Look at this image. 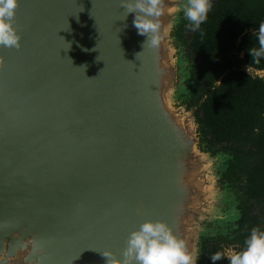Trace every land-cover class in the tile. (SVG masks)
Here are the masks:
<instances>
[{
  "label": "water",
  "instance_id": "obj_1",
  "mask_svg": "<svg viewBox=\"0 0 264 264\" xmlns=\"http://www.w3.org/2000/svg\"><path fill=\"white\" fill-rule=\"evenodd\" d=\"M186 2L162 0L144 49L120 0H19L22 47H0V264H106L145 220L196 264L199 239L239 219L236 201L234 220L213 215L228 157L201 152L193 111L174 108Z\"/></svg>",
  "mask_w": 264,
  "mask_h": 264
},
{
  "label": "trees",
  "instance_id": "obj_2",
  "mask_svg": "<svg viewBox=\"0 0 264 264\" xmlns=\"http://www.w3.org/2000/svg\"><path fill=\"white\" fill-rule=\"evenodd\" d=\"M207 20L197 31L181 14L171 36L188 63L186 111L198 124V148L211 157L227 156L218 181L237 202L240 217L226 224V233L201 237L196 264H229L228 252H238L252 228L264 230V57L256 34L264 22V0H212Z\"/></svg>",
  "mask_w": 264,
  "mask_h": 264
},
{
  "label": "clouds",
  "instance_id": "obj_3",
  "mask_svg": "<svg viewBox=\"0 0 264 264\" xmlns=\"http://www.w3.org/2000/svg\"><path fill=\"white\" fill-rule=\"evenodd\" d=\"M18 6L19 0H0V47H22V36L15 26ZM212 6V0H187L182 12L192 31L200 29ZM120 7L123 9L124 19L130 13L135 14L133 27L137 29L138 35L147 37L143 48L157 47L160 42L159 17L164 9L162 0H120ZM256 40L258 48L249 50V53L257 58L264 57V22L259 25ZM2 62L3 58H0V63ZM102 255L107 258L106 264H193L185 240L177 237L172 228L161 220H145L131 231L119 256L108 251ZM221 258L220 252L210 256L212 264H216ZM227 258L229 264H264V230L252 228L243 250L233 252Z\"/></svg>",
  "mask_w": 264,
  "mask_h": 264
},
{
  "label": "rangeland",
  "instance_id": "obj_4",
  "mask_svg": "<svg viewBox=\"0 0 264 264\" xmlns=\"http://www.w3.org/2000/svg\"><path fill=\"white\" fill-rule=\"evenodd\" d=\"M172 47L175 49V45H174V42L172 43ZM177 52L174 51L175 55H174V60L175 58H177L180 54L182 55L183 57V54H182V49H177ZM175 62V61H174ZM186 64V71H187V63ZM185 73V72H184ZM183 73V74H184ZM254 75H257L259 77H262L264 78V72H253ZM187 81V80H185ZM183 95L176 98L175 100V104H174V108L176 110H178L179 108H181L183 105H182V102H183ZM223 163H219V165H221ZM222 191H219V195H220V198H218V201H217V204L215 206H213V210L215 211L213 213V215L215 216H219L221 217L223 215V217H226L225 214H228V217L231 219V220H234L235 219V215H236V211H235V199L230 195V192L226 191L225 193H223L224 195L221 197V193ZM233 252L232 251H229L228 252V255L232 254Z\"/></svg>",
  "mask_w": 264,
  "mask_h": 264
},
{
  "label": "flooded vegetation",
  "instance_id": "obj_5",
  "mask_svg": "<svg viewBox=\"0 0 264 264\" xmlns=\"http://www.w3.org/2000/svg\"><path fill=\"white\" fill-rule=\"evenodd\" d=\"M182 105H183V104H182ZM224 165H225V163H224V164H221L220 167H222V166H224ZM221 191H222V190H221Z\"/></svg>",
  "mask_w": 264,
  "mask_h": 264
}]
</instances>
